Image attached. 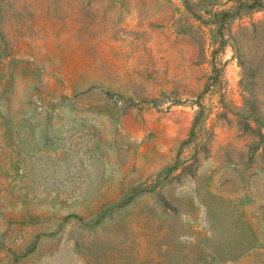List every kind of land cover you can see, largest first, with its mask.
Segmentation results:
<instances>
[{
	"label": "rangeland",
	"instance_id": "rangeland-1",
	"mask_svg": "<svg viewBox=\"0 0 264 264\" xmlns=\"http://www.w3.org/2000/svg\"><path fill=\"white\" fill-rule=\"evenodd\" d=\"M0 264H264V0H0Z\"/></svg>",
	"mask_w": 264,
	"mask_h": 264
}]
</instances>
